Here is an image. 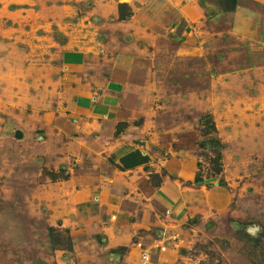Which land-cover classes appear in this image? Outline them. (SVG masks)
<instances>
[{"label": "rangeland", "instance_id": "obj_1", "mask_svg": "<svg viewBox=\"0 0 264 264\" xmlns=\"http://www.w3.org/2000/svg\"><path fill=\"white\" fill-rule=\"evenodd\" d=\"M0 264H264V0H0Z\"/></svg>", "mask_w": 264, "mask_h": 264}, {"label": "crops", "instance_id": "obj_2", "mask_svg": "<svg viewBox=\"0 0 264 264\" xmlns=\"http://www.w3.org/2000/svg\"><path fill=\"white\" fill-rule=\"evenodd\" d=\"M107 107V109H106ZM111 105L105 103L102 106V109L105 108L106 113H103L106 117L110 113L109 108ZM112 118H106L105 125L108 127ZM110 127V126H109ZM129 153V154H128ZM130 156L128 157L127 156ZM132 155V151L123 152L119 156V161L121 159L125 162L124 164H128L129 166L132 162H134V157ZM127 158V159H126ZM183 158V164H181ZM185 156H182L179 160V171L175 172L173 178L170 177L169 181H166L165 177L166 171L161 169L162 176L161 181L156 185L155 191L161 201L168 206L170 210L173 212H178L177 215H181L182 212L185 214L187 211H191L196 207V204H201V206L207 205L213 210L220 211L222 209L227 208L230 203V194L226 189V184H222L220 182H214L213 185L207 184L206 179L203 178L199 172L198 167L199 164H196V170L194 175L191 178V182L188 185L180 186L179 182L185 181V178L188 176L191 168H192V159L184 161ZM142 160V159H141ZM139 162V159L138 161ZM198 165V167H197ZM181 178L180 180H177ZM184 187H187L186 189Z\"/></svg>", "mask_w": 264, "mask_h": 264}, {"label": "clouds", "instance_id": "obj_3", "mask_svg": "<svg viewBox=\"0 0 264 264\" xmlns=\"http://www.w3.org/2000/svg\"><path fill=\"white\" fill-rule=\"evenodd\" d=\"M259 231H260V228H259V226H256V225L251 226L247 229L248 234L253 236V237H255Z\"/></svg>", "mask_w": 264, "mask_h": 264}, {"label": "trees", "instance_id": "obj_4", "mask_svg": "<svg viewBox=\"0 0 264 264\" xmlns=\"http://www.w3.org/2000/svg\"><path fill=\"white\" fill-rule=\"evenodd\" d=\"M120 6H121V5H119V13H120V17H121L122 19H124L125 16H124V14H123V12H122V9H120Z\"/></svg>", "mask_w": 264, "mask_h": 264}]
</instances>
